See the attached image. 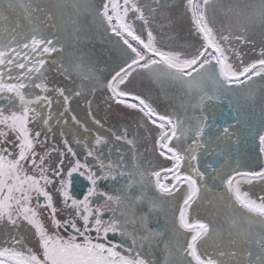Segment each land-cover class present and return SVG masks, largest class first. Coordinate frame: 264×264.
<instances>
[{
  "label": "snow or ice",
  "instance_id": "1",
  "mask_svg": "<svg viewBox=\"0 0 264 264\" xmlns=\"http://www.w3.org/2000/svg\"><path fill=\"white\" fill-rule=\"evenodd\" d=\"M43 2L0 0V264H157L152 258L156 249L163 253L160 264H264V165L224 172L235 157L229 145L238 143V121L219 123L217 115L219 109L224 116L219 106L225 99L229 113L234 96L254 101L256 83L264 97V48L259 59L245 63L233 43H248L250 23L264 25V0H256L251 14L225 10L220 0H183L192 32L202 41L183 53L161 50L150 27L157 15L167 19L164 10L175 0H106L102 8L89 9L94 23L106 24L105 31L111 29L125 46L126 66L105 87L109 99L119 104L129 99L126 106L158 129L153 150L170 162L159 170L151 161L145 166L136 136L129 139L127 129L112 133L129 146L126 150L108 148L111 140L98 134L91 141L74 137L82 145L79 153L67 139L63 148L49 143L52 122L59 125L71 111V98L93 92L99 81L85 55L67 53L61 26L46 30L52 16ZM8 11L17 12L14 24L8 22ZM218 11L235 12L236 33L214 26ZM137 20L142 22L139 32ZM133 72L179 85L186 98L183 115L161 114L121 87ZM50 74L75 87L56 84ZM54 102L63 109L56 116ZM88 115L103 127L91 110ZM71 119L90 132L75 115ZM256 138L264 158V128ZM207 179L223 185L219 197L230 210L218 227L189 215L203 198L202 190L211 191ZM256 186L260 191L254 195ZM165 206L175 209L174 220L170 229L160 231L150 225Z\"/></svg>",
  "mask_w": 264,
  "mask_h": 264
},
{
  "label": "flooded vegetation",
  "instance_id": "2",
  "mask_svg": "<svg viewBox=\"0 0 264 264\" xmlns=\"http://www.w3.org/2000/svg\"><path fill=\"white\" fill-rule=\"evenodd\" d=\"M244 1L246 12L251 14L252 6L256 3V0ZM104 2L106 0H44L43 2L42 6L52 16V20L49 21L51 25H54L55 29L57 25L61 26L63 29L62 36L66 35L65 37H67V42L64 44L67 53L74 58L81 54L85 55L99 81L93 92L86 91L81 96H73L71 98L68 105L71 111L65 113L62 118L57 117L61 119L59 125L52 122L53 133L49 143L51 144L55 141L59 147L63 148L62 140L67 139L74 150L79 153L82 145H76L73 142L74 137H85L91 141L93 136L98 134L111 140V143L107 146L108 148L119 147L126 150L129 146L123 141H116L112 133L123 134L124 130L127 129L129 139L133 135L136 136L137 148L142 154L145 166H150L148 162L151 161L159 170L162 166H169L170 162L164 161L153 150V140L158 133V129H155L154 125L147 123L146 118L137 109H131L126 106V103L132 102L129 99L125 98V104H119L114 99H109L111 93L105 87L107 81L115 74V71L119 70L121 66H126L127 57L123 53L125 46L122 41H119L118 37H109L110 29L105 31L107 28L106 24L104 27L95 26L98 24L94 23V17L90 14L89 9L91 7L102 8ZM144 2L145 0H141V4ZM235 6H237V0H220V7L225 10L235 9ZM145 11L147 13V9ZM164 11L167 17L166 20H162L157 15L155 24H150L161 50L183 53L188 51L189 45L198 46L202 42L192 32L191 20L183 8V0H175ZM233 13L230 12L226 16L224 12L218 11L214 26L217 29H221L222 26L226 30L230 29L234 19ZM133 15L130 13L129 17L131 18ZM250 24L259 27L260 37H246L248 43L233 41L234 45L242 53V59L245 63L259 59L260 49L264 48V25H261L258 20ZM134 26L139 32L142 22L137 20ZM143 38L147 39L146 29L143 32ZM127 62L130 63V61ZM140 71L137 70V72ZM137 72H133L132 76L129 77V83L121 87H126L131 94L144 98L161 114L176 112L183 115L181 104L185 102L186 98L179 85L167 81H156L147 74L141 73L138 75ZM52 77L55 83L60 86L75 87L63 77ZM255 79L259 81L258 77ZM49 82L52 83V80ZM261 89V84L256 83L253 85L254 101L247 100L244 95L232 97V110L230 113L228 100L225 99L224 103L219 106L220 109L224 110L223 117L219 116V109L217 110L219 123H223L225 119L230 123H237L238 121L235 129L239 137L238 143L229 145L230 151L235 152V157L226 162L225 173L233 168L241 170L259 169L264 165V158L260 157L258 139L256 138V133L261 128H264V110H262L264 109V97L261 95ZM89 102L91 103L89 104ZM89 110L92 111L96 119L101 121L103 127L92 122V117L88 115ZM52 111L54 116H56L63 109L54 102ZM72 115H75L78 120L84 123L90 129V132H84L83 128L73 123ZM64 119L68 121L67 124L63 123ZM142 123L144 126H141ZM249 129H251V133H249ZM61 131L65 133L64 137L59 135ZM55 155L53 153L54 158ZM113 157H115V152H113ZM80 158L82 159L83 157L81 156ZM207 184L211 191L204 193L202 190L203 198L193 205L194 211L190 209L189 215L191 219H199L200 221L211 223L213 227H218L224 223L225 217L230 210L219 197V194L224 191L220 181L216 180L213 182L211 179H207ZM258 191H260L259 186L252 189L254 195ZM152 194L158 195L154 191ZM174 212L175 209L173 207L165 206L163 212L155 214L158 217V222L154 220L150 226L160 231H163L166 227L170 229L174 220ZM166 215L168 218L167 224L165 223ZM175 215H178V212ZM223 243L227 246L226 232L223 234ZM209 247H214V245L209 242ZM162 256L163 253L160 249H156L152 253V258L157 261V264H160Z\"/></svg>",
  "mask_w": 264,
  "mask_h": 264
},
{
  "label": "rangeland",
  "instance_id": "3",
  "mask_svg": "<svg viewBox=\"0 0 264 264\" xmlns=\"http://www.w3.org/2000/svg\"><path fill=\"white\" fill-rule=\"evenodd\" d=\"M245 1L244 0H237V6H235V9H242L246 12L245 10ZM234 12V11H233ZM7 16L9 17V23H13L15 22L16 20V17H17V12L16 11H8L7 13ZM233 16H234V19H233V24L230 25V29L236 33L237 31V28H238V25H237V17L235 15V12L233 13ZM256 25V24H255ZM94 26V25H93ZM97 27H99L98 25H95ZM44 27L46 28V30L51 33V32H56V29L54 27V25H51V23L49 21H46V24L44 25ZM111 30V29H110ZM68 33V31H67ZM66 35H63V42L64 44L67 42V37H65ZM109 37H115L113 35L112 32H110V35ZM247 37H260V31H259V27L258 26H253L251 24L248 25V32H247ZM51 76H55L54 74H50ZM46 115V113H45Z\"/></svg>",
  "mask_w": 264,
  "mask_h": 264
}]
</instances>
